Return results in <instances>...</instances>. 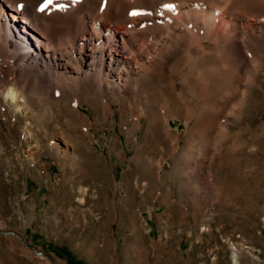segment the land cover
Masks as SVG:
<instances>
[{
	"label": "rangeland",
	"instance_id": "rangeland-1",
	"mask_svg": "<svg viewBox=\"0 0 264 264\" xmlns=\"http://www.w3.org/2000/svg\"><path fill=\"white\" fill-rule=\"evenodd\" d=\"M183 46L110 115L0 97V264H264V52Z\"/></svg>",
	"mask_w": 264,
	"mask_h": 264
},
{
	"label": "bare ground",
	"instance_id": "bare-ground-1",
	"mask_svg": "<svg viewBox=\"0 0 264 264\" xmlns=\"http://www.w3.org/2000/svg\"><path fill=\"white\" fill-rule=\"evenodd\" d=\"M46 3L0 0V97L17 108H23L19 92L39 103L91 91L94 103L104 105L108 92L115 102L129 101L155 72L160 57L183 45L202 50L201 45L211 43L251 62L264 52V0H52L44 7ZM248 6L261 13H247ZM237 7L244 10L237 12ZM111 104L105 107L109 115ZM74 111L71 122L79 118L76 105ZM62 153L67 163L73 162L75 150Z\"/></svg>",
	"mask_w": 264,
	"mask_h": 264
},
{
	"label": "trees",
	"instance_id": "trees-1",
	"mask_svg": "<svg viewBox=\"0 0 264 264\" xmlns=\"http://www.w3.org/2000/svg\"><path fill=\"white\" fill-rule=\"evenodd\" d=\"M55 251L58 254H63L67 256V258L70 261V264H85L83 261L76 260V258L66 249V248H55Z\"/></svg>",
	"mask_w": 264,
	"mask_h": 264
},
{
	"label": "snow or ice",
	"instance_id": "snow-or-ice-1",
	"mask_svg": "<svg viewBox=\"0 0 264 264\" xmlns=\"http://www.w3.org/2000/svg\"><path fill=\"white\" fill-rule=\"evenodd\" d=\"M51 2H52V0H47V3L44 5V7H47L48 4H50ZM41 10H43V8Z\"/></svg>",
	"mask_w": 264,
	"mask_h": 264
},
{
	"label": "built area",
	"instance_id": "built-area-1",
	"mask_svg": "<svg viewBox=\"0 0 264 264\" xmlns=\"http://www.w3.org/2000/svg\"><path fill=\"white\" fill-rule=\"evenodd\" d=\"M233 250H234V248H233Z\"/></svg>",
	"mask_w": 264,
	"mask_h": 264
}]
</instances>
